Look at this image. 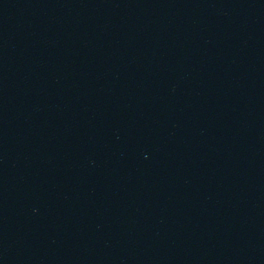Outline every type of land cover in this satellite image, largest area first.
Returning <instances> with one entry per match:
<instances>
[{
  "label": "water",
  "instance_id": "obj_1",
  "mask_svg": "<svg viewBox=\"0 0 264 264\" xmlns=\"http://www.w3.org/2000/svg\"><path fill=\"white\" fill-rule=\"evenodd\" d=\"M0 264H264V0H0Z\"/></svg>",
  "mask_w": 264,
  "mask_h": 264
}]
</instances>
